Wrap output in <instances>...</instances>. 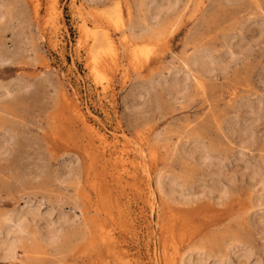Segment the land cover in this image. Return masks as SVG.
I'll use <instances>...</instances> for the list:
<instances>
[{
    "label": "rangeland",
    "instance_id": "374dc122",
    "mask_svg": "<svg viewBox=\"0 0 264 264\" xmlns=\"http://www.w3.org/2000/svg\"><path fill=\"white\" fill-rule=\"evenodd\" d=\"M13 214L0 264H264V0H0Z\"/></svg>",
    "mask_w": 264,
    "mask_h": 264
},
{
    "label": "bare ground",
    "instance_id": "6f19581e",
    "mask_svg": "<svg viewBox=\"0 0 264 264\" xmlns=\"http://www.w3.org/2000/svg\"><path fill=\"white\" fill-rule=\"evenodd\" d=\"M35 7V9H36V7H37V5L36 6H34ZM33 9V8H32ZM115 10L113 11L114 12V15L112 14V15H110V17L111 16H114L115 18H116V21H120V12H119V10H118V8L116 9V8H114ZM35 11V10H34ZM166 11V10H165ZM35 14H36V12H34ZM105 16V15H104ZM113 17V18H114ZM107 19H109V16H107ZM115 20V19H114ZM113 21V20H112ZM100 26V25H99ZM89 27H91V26H89ZM126 28V27H125ZM89 29H91V28H89ZM123 29V28H122ZM121 29V30H122ZM147 29V28H146ZM97 30V29H96ZM104 30V29H103ZM124 30V29H123ZM80 31V30H79ZM101 31V30H100ZM81 32V31H80ZM123 32V31H122ZM128 32V31H127ZM124 34V33H123ZM126 34V33H125ZM89 36H90V34H88ZM100 35V34H99ZM88 36V37H89ZM103 36V35H102ZM125 36V35H124ZM127 36H129L128 34H127ZM130 38H131V36H129ZM99 38H100V36H99ZM104 38H105V40L107 41V46L109 45V47H113V41H112V39L109 37V35L107 34V32H105L104 33ZM123 38V37H122ZM90 39H91V37H90ZM125 39V38H124ZM99 40V39H98ZM123 40V39H122ZM115 41V40H114ZM126 41V40H125ZM125 41H123V42H125ZM132 41V40H131ZM96 42V41H95ZM102 43L101 44H103V41H101ZM127 42V41H126ZM93 43V42H92ZM96 43H98V41L96 42ZM99 43H100V41H99ZM93 45V44H92ZM90 49H91V47H90ZM94 49V48H93ZM113 49H114V47H113ZM111 50H112V48H110V51L109 50H107L108 52H111ZM115 50V49H114ZM113 50V51H114ZM101 51H102V49H101ZM101 51H99L100 53H101ZM106 50H105V52H107ZM88 52L90 53V51L88 50ZM104 52V53H105ZM115 52V51H114ZM114 52H112V54L114 53ZM100 53H97V55H99L100 56ZM232 55V54H231ZM98 57V56H97ZM101 57V56H100ZM102 60V62H103V59H101ZM101 60L99 61V64L101 65ZM106 61V60H105ZM101 62V63H100ZM210 61H208V63H209ZM212 62V61H211ZM205 63H207L206 61H205ZM207 63V64H208ZM214 64V63H213ZM96 66V65H95ZM211 66H212V64H211ZM98 71V70H97ZM101 72V71H100ZM99 72V73H100ZM104 72V71H103ZM99 76V75H98ZM185 76V75H184ZM186 78H187V76H186ZM107 80V79H106ZM149 84V83H148ZM105 89V88H104ZM148 90V89H147ZM142 91V90H141ZM144 92V91H143ZM149 92V91H148ZM64 96V95H63ZM70 98V97H69ZM62 100H63V98L61 99V102H62ZM69 100H71V99H69ZM71 103H73V102H71ZM65 104V103H64ZM63 104V105H64ZM78 105V104H77ZM72 106V105H71ZM65 109H66V107H64ZM68 109V108H67ZM69 109H70V107H69ZM71 109H72V107H71ZM70 111V110H69ZM72 111V110H71ZM78 112V111H77ZM75 114V113H74ZM73 114V115H74ZM78 116V115H77ZM80 119L81 120H79V122L81 121V125H83V124H85V120H84V118L83 117H80ZM76 120V119H75ZM87 125V124H86ZM85 126V125H84ZM81 127V126H80ZM90 128L91 126L90 125H87L86 126V128ZM86 128H85V131H86ZM92 128V127H91ZM82 129H84V128H82ZM88 130V129H87ZM100 130V129H99ZM89 131V130H88ZM92 131V130H91ZM87 132V131H86ZM85 132V133H86ZM98 132V131H97ZM89 133H90V131H89ZM96 133V132H95ZM94 133V134H95ZM100 133V132H99ZM103 133V132H102ZM106 135V134H105ZM124 135V134H123ZM89 136V135H88ZM106 136H108V135H106ZM106 136H98V141H96V142H99L101 145H103V147L104 146H108L110 143H112V141L108 144V141H109V138H108V141L106 140ZM122 136V135H121ZM114 137V136H113ZM112 137V138H113ZM91 138L93 139V135L91 136ZM90 139V137L88 138V140ZM92 141V140H91ZM126 142L127 140L125 139V140H123V142ZM90 142V141H89ZM124 142V143H125ZM128 142V141H127ZM118 143H120V144H123V143H121V142H118ZM129 143H130V141H129ZM132 143V142H131ZM114 144V143H113ZM113 144H112V146H113ZM137 144V143H136ZM149 144V143H148ZM87 145V144H86ZM97 145V144H96ZM129 145V144H128ZM122 145L123 147H122V149H121V147H119V150H122V155H123V157L125 158V160H123V161H125V164H123L124 165V167L125 166H130L131 168H132V170L133 171H139L142 175H144V177H145V181H146V183H144V184H146L147 186V188H150L151 189V187H150V175L148 174V170L146 169V167H145V165L142 163V150H140L141 148H139L138 147V152H137V150H135L136 148H134V149H132V150H130V148H129V146L131 145ZM134 145H135V142H134ZM98 146V145H97ZM118 146V145H117ZM137 145H135V146H133V147H136ZM88 147H90L89 145H88ZM91 148V147H90ZM144 148V147H143ZM88 149V148H87ZM91 149H93V148H91ZM90 149V150H91ZM104 149V148H103ZM112 149H113V147H112ZM89 150V149H88ZM110 150V149H109ZM113 150H115V149H113ZM95 151H97L96 149H95ZM89 152H91V151H89ZM94 152V151H93ZM114 152V151H113ZM120 152V151H119ZM134 153V154H137V156L136 155H133L134 157L136 156L137 158H139L140 159V161L138 160L137 162H136V160H134V159H132V158H130V156H131V153ZM92 153V152H91ZM153 153V152H152ZM152 153H150V155H152V158L154 159V156L156 155H154V154H152ZM99 155V154H98ZM114 155H119V154H114ZM100 157L101 156H99V159H100ZM103 157V156H102ZM114 157V156H113ZM120 157V156H119ZM122 157V156H121ZM135 157V158H136ZM144 157V156H143ZM93 158H94V155H93ZM94 159H96V156H95V158ZM121 159V158H120ZM119 158H118V161L120 160ZM155 159H156V157H155ZM92 161H93V159H92ZM91 161V162H92ZM95 161V160H94ZM115 161V160H114ZM118 161H116V162H118ZM123 161H121L120 160V162H123ZM124 163V162H123ZM101 164V163H100ZM122 164V163H121ZM103 165H105V164H103ZM106 166V165H105ZM100 167V166H99ZM100 169V168H99ZM89 170V169H88ZM103 170V169H102ZM89 172V171H88ZM103 174V173H102ZM140 174V175H141ZM95 175V174H94ZM98 176V175H97ZM97 176H96V178H97ZM100 176V175H99ZM103 176V175H102ZM101 176V177H102ZM133 176V175H132ZM92 178H93V176H91ZM134 177V176H133ZM95 179V178H94ZM100 181V180H99ZM132 181V180H131ZM134 182H135V180H134ZM134 182L132 181L131 183H133L134 184ZM143 182V181H142ZM136 184H138L139 185V182H135ZM161 183V182H160ZM135 184V185H136ZM131 185V184H130ZM137 186V185H136ZM138 187H140L141 188V185L140 186H138ZM138 187H137V190H138ZM139 188V189H140ZM145 188V187H144ZM132 189V188H131ZM143 189V188H142ZM152 189H153V187H152ZM144 190V189H143ZM143 190H141V193H142V195L145 197V198H148L146 195H148V193L149 192H145V191H143ZM149 190V189H148ZM143 191V192H142ZM153 191V190H152ZM151 192V191H150ZM140 195V194H139ZM150 195V194H149ZM152 196H154V195H152ZM157 196V195H156ZM152 198V197H151ZM150 198V199H151ZM149 199V200H150ZM147 200V199H146ZM146 200H145V202H146ZM142 201V200H141ZM148 201V200H147ZM156 201V200H155ZM147 203V202H146ZM150 204V203H149ZM152 204V203H151ZM150 204V210L153 212V210H152V205ZM148 205V204H147ZM156 205V204H155ZM154 207V206H153ZM149 209V208H148ZM32 210V209H31ZM150 211V212H151ZM149 212V213H150ZM156 212V211H155ZM147 215H148V213H147ZM37 215H34L33 214V217H36ZM33 219V218H32ZM34 220V219H33ZM38 220V219H37ZM151 220V219H150ZM25 222V223H24ZM171 222H172V220H171ZM24 224H26V220H25V217H22L20 214H13V215H11L10 217H9V219L6 221V223H4V225L2 226V230L0 231V235H3V234H1V233H4V235L6 236V239L5 240H3V241H0V252H2V255L4 256V257H8V258H10V257H12L13 256V254H14V251H15V243H17V242H15L14 240H9L8 239V236L9 235H11V234H17V233H22V230H23V232H24ZM48 225V224H47ZM54 225V224H53ZM91 225H92V223H91ZM50 226V225H49ZM26 227H27V224H26ZM47 228V227H46ZM150 228V227H149ZM48 229V228H47ZM51 230V229H50ZM49 230V231H50ZM54 230V229H53ZM97 230H99L98 229V227H97ZM48 231V234H47V232H46V235L47 236H45V237H47V239L49 238L50 240H52L53 238H54V235L51 233V232H49ZM94 231V230H93ZM19 234V236H21ZM109 237V236H108ZM155 237V236H154ZM11 238H12V236H11ZM17 238V237H16ZM2 239V238H1ZM4 239V238H3ZM13 239V238H12ZM18 239V238H17ZM16 239V240H17ZM98 250V249H97ZM161 254V253H160ZM154 261H155V264H159V262H158V256H157V253H155L154 254Z\"/></svg>",
    "mask_w": 264,
    "mask_h": 264
}]
</instances>
